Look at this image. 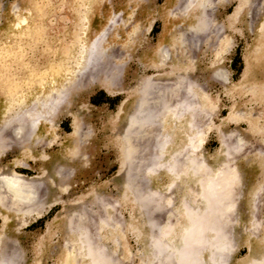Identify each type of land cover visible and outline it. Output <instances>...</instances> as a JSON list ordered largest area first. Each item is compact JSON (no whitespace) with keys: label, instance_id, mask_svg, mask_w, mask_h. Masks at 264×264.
<instances>
[{"label":"rangeland","instance_id":"rangeland-1","mask_svg":"<svg viewBox=\"0 0 264 264\" xmlns=\"http://www.w3.org/2000/svg\"><path fill=\"white\" fill-rule=\"evenodd\" d=\"M48 91L51 131L19 143ZM158 137L168 147L153 166ZM13 177L38 188L31 204L3 188ZM0 196V263L92 264L76 256L84 236L107 264H153L157 230L227 201L224 264L261 262L264 0H0Z\"/></svg>","mask_w":264,"mask_h":264},{"label":"bare ground","instance_id":"bare-ground-1","mask_svg":"<svg viewBox=\"0 0 264 264\" xmlns=\"http://www.w3.org/2000/svg\"><path fill=\"white\" fill-rule=\"evenodd\" d=\"M96 40H98V38ZM80 49H81V51L79 52V54L82 57L81 62L83 64V66H81V67L84 68L89 62H91V60L94 61L93 59H94V57H96V56H94V53L98 52L95 49H99V48H98L96 41H93V42H89L86 45H83L82 48H80ZM53 96H54L53 92L48 91L47 93H45V95L43 96V99L41 101L38 100L36 102H32V103H35L34 107H36V105H37L36 112H34V113L30 112L32 114H29V112L27 113V111H26L29 108L28 106H26V104H28V101L24 100L22 102V105H20V106L23 107V109L25 110L23 112H26L27 115H24L23 124L18 125L19 126V127L17 126L18 129L16 127V129L19 131V132H17V136L19 138V143L22 144V143L28 141V139H31L32 141L37 142L39 139H41V136L43 134H45L46 132H48L52 128L51 127V125H52V121H51L52 120V114H53V111L55 108V102L57 99V97H56V99H53ZM180 100L183 101L182 99H180ZM181 101L177 102V104H175V105H172V104L170 106L168 105V110L177 112L180 109H184V106H187V105H184V103H182ZM159 108L160 107H158V111L156 110V113L153 112L152 115L157 116V114L159 115V112H160V114L162 112H164L163 108H160V109ZM31 109L34 110L33 107ZM143 110H145V109H142L140 113H142ZM166 113H167V111H166ZM177 114H178L177 117H180L181 113L179 112ZM144 115H145V113H144ZM162 115H163V113H162ZM147 116L149 117L148 114H147ZM141 117L142 118L139 117L140 119H136L135 121H132V122L130 121L131 123L128 125V128L127 129L125 128L126 131L130 132V133L131 132L134 133V131L140 129L139 128L140 126H143V125H145V123H148L149 118H150V120L152 118L151 116L149 118H147L146 116H141ZM153 119L155 120L156 118L153 117ZM175 119H177V118H175ZM152 122L156 123V120L152 121ZM150 123H151V121H150ZM8 124H9V122H8ZM5 126H7V125H5ZM42 129H43V133L39 134ZM195 134H196V132H195ZM165 137H164V139L162 137L161 140H159L160 138L158 137L156 139L157 142L155 141L156 144L153 145L154 149L158 151V152L156 151L157 155H153V157H152V159H154L152 161L153 163L151 162L153 166L156 165V163H157L156 160L160 159V157L162 156V155L160 156L159 153L162 152V154H163L165 151L164 150L165 147H168L167 146L168 145V141H167L168 139ZM194 146H192V149L194 148ZM23 149L26 150V148H24V146H23ZM197 149L198 148L195 147L194 150L197 151ZM194 150H193V152H194ZM174 160H172L173 162L170 163V165L168 166L167 172H169L170 174H175V172H174L175 167H176V165H179V163H178L179 161H176V160L174 161ZM168 164H166V165H168ZM161 167H163V166H161ZM186 167L192 172L193 176H195L196 172H198L201 169V167H203V166H202V164L199 163V161H197L196 158L190 157V159H188L186 162ZM147 168L149 169V167H147ZM157 168H159V167H157ZM177 168H179V167L177 166ZM146 169H145V171H146ZM150 170L152 171V169H150ZM153 171H155V170L153 169ZM176 174H178V172ZM11 180H13V181H11ZM11 180L5 181L6 184H3L4 185L3 188L5 187V189H7L8 192L9 191L12 192V195L15 196L14 198L16 201L23 199V200H25L31 204V202L35 199L34 198V195H35L34 190L36 191L38 188L31 185L30 182L28 183L24 179H21L18 177H13V179H11ZM150 196H151V194H150ZM150 196H148V197H150ZM148 197H146V198H148ZM210 198H212V197H210ZM21 203H22V200H21L20 204ZM20 204H18V206ZM21 206H23V204H21ZM5 208H6V206H5ZM7 209L8 208H6V210ZM12 210H13V208H12ZM10 211H6V212L9 213ZM230 211H232V204L229 201L222 203V205H220V208H218V209L217 208H211V209H207V210L205 209V211H203V212H199V211L197 212V210L191 209V210H188V215H189L188 218L189 217L190 218L188 219L186 224L180 225L178 221L175 222L173 219V220H170L171 222H168L170 224H168L167 226L162 227L160 229L158 228L160 231L159 230H157V231L160 232V234L154 235V237L152 238L151 243H150V248L152 250L151 254H152V258H153V260H152L153 264H224V263H226V259H227L226 255L227 254L225 252L228 251V249H229V247L227 245L228 242H226L227 240H226L225 234L222 235V237L219 236V233L222 230L221 228H224V226L219 228V227H217V224H218V221L221 220L220 219L221 214H220V218H219V213H227V212L229 213ZM13 212L18 216L28 213V211H25V210H23V211L22 210L21 211H14L13 210ZM174 215H175V213H174ZM153 224H155V223H153ZM222 224H223V221H222ZM162 226H164V225H162ZM218 231H219V233H218ZM222 233L223 232H221V234ZM208 234H211V235L208 236ZM219 239L222 240V242ZM76 245L78 246L77 251H76V254H77L76 256L81 261H91L92 264L93 263L94 264L95 263L96 264H107V263H109L110 260L108 258H106L107 260H105V258L102 255V253H103L102 248L99 247L98 245H94L93 242L88 241V239L85 238L84 236L81 237V240L78 243H76ZM93 251H94V253H91ZM93 254H94V256H93ZM224 254H226V255H224ZM6 256H9V253H5V258H6ZM4 260H5V262L3 260H1L0 264H9L6 261V259H4ZM249 264H264V259L261 260V262H258L256 260H252Z\"/></svg>","mask_w":264,"mask_h":264}]
</instances>
